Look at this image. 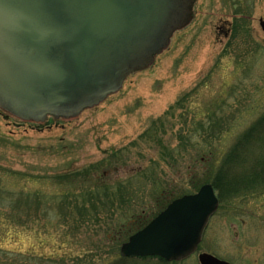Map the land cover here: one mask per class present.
<instances>
[{
    "label": "rangeland",
    "instance_id": "1",
    "mask_svg": "<svg viewBox=\"0 0 264 264\" xmlns=\"http://www.w3.org/2000/svg\"><path fill=\"white\" fill-rule=\"evenodd\" d=\"M260 20L264 0H196L153 63L96 106L43 123L0 109V264H115L128 239L118 232L155 214L157 196L212 184L223 155L264 112ZM240 156L227 172L235 183L253 170ZM102 160L83 183L58 180ZM254 186L236 195L214 188L219 206L198 250L166 263L199 264L207 251L264 264V179Z\"/></svg>",
    "mask_w": 264,
    "mask_h": 264
},
{
    "label": "water",
    "instance_id": "2",
    "mask_svg": "<svg viewBox=\"0 0 264 264\" xmlns=\"http://www.w3.org/2000/svg\"><path fill=\"white\" fill-rule=\"evenodd\" d=\"M196 0H0V109L25 121L69 119L151 65ZM264 31V21L260 20ZM218 199L211 184L172 200L120 247L122 257L192 253ZM200 264H229L208 253Z\"/></svg>",
    "mask_w": 264,
    "mask_h": 264
},
{
    "label": "trees",
    "instance_id": "3",
    "mask_svg": "<svg viewBox=\"0 0 264 264\" xmlns=\"http://www.w3.org/2000/svg\"><path fill=\"white\" fill-rule=\"evenodd\" d=\"M252 136H254V137H253L252 140H250V137H252ZM257 148H258V150L260 148L259 152H257V154L259 156H256V155L253 156V154H252L251 158L249 159V157H250L249 154L251 152H254V150H256ZM241 151H243L242 154L243 153L245 154V152H246L247 155H248V158L243 160L242 159L243 155H241V156L238 155V153L241 152ZM263 152H264V112L238 138V140L228 150V152L225 155H223L221 162L218 164V166L216 168V174L213 177V180L211 181V183L214 186L215 190L218 189L219 191H221V193L222 192L225 193V194L233 193L234 195H236V194H239L240 192L241 193L244 192L246 189L248 190L249 188L255 187L254 185L261 184V180L264 179V172H262L261 169H260L261 166H263V164H264V153ZM239 156H240V159H239L240 164L245 165L246 163H251L252 161H254V163L252 165L253 166V170H252L251 173H249V176L246 177V178L253 177V179L251 181H246V178H240L235 183V180L231 179V177H230L231 175L227 174L228 171L230 172L229 167H233L234 166V160L237 157H239ZM103 162L104 161L102 160L101 162H98L96 164H92V165L83 167L82 169L74 171V172H72L70 174L69 173H67V175L63 174V175L58 177L59 178L58 180H61V179L64 180V178L67 179L68 176H71L70 179H73V178L77 177V179H76L77 181H75L76 183H83L81 181L84 180L86 177H88L90 174L91 175L95 174L98 171V168H100L99 166L103 165ZM99 174H100V172H99ZM101 175L102 176L97 175L95 177V180H99L100 178H103L105 174L102 172ZM80 177H82V178H80ZM80 186H82V185H80ZM101 186H104V185L102 183H100V182H97V181L95 182V188L97 190L101 189ZM199 186H197L196 189H198ZM104 187H106V186H104ZM104 190L107 191L106 188ZM177 197H179V196H177ZM161 198L163 199V201L165 199L166 200L164 202L162 201V203H161ZM174 198H176V197L169 196V197L166 198V196H157L156 201H160L158 203L160 205L158 211L155 214L151 215V217H149V218H147V217L136 218L137 221H136V223L134 225L126 226L124 228H121L124 231L122 232L120 230L118 232L120 234H118L117 239L120 240V235L122 233L125 234L124 237H128L133 232H135V231L139 230L140 228H142L143 226H145L158 212L163 210L166 207V205L171 200H173ZM145 259H151V258H143V259H140V261H144ZM126 260H129V259L119 258L117 263H120V264L121 263H125ZM117 263H115V264H117ZM159 264H167V263L165 261L161 260V262H159Z\"/></svg>",
    "mask_w": 264,
    "mask_h": 264
},
{
    "label": "flooded vegetation",
    "instance_id": "4",
    "mask_svg": "<svg viewBox=\"0 0 264 264\" xmlns=\"http://www.w3.org/2000/svg\"><path fill=\"white\" fill-rule=\"evenodd\" d=\"M52 120H57V119H53V118H49V119H48V121H50V122H51ZM48 121H47V122H48ZM218 206H219V205H218ZM199 245H200V244H199ZM199 245L197 246V250H198V248H199ZM197 250H196V251H197ZM196 251H195V252H196ZM204 252H206V253H208V254H211V255L215 256L216 258H218V259H220V260L226 261V262H228L229 264H232L230 261L225 260V259H222V258H219L218 256H216V255H214V254H212V253H210V252H207V251H204Z\"/></svg>",
    "mask_w": 264,
    "mask_h": 264
}]
</instances>
